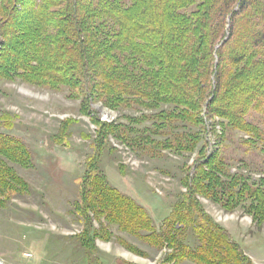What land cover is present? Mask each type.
Returning a JSON list of instances; mask_svg holds the SVG:
<instances>
[{
	"label": "rangeland",
	"instance_id": "obj_1",
	"mask_svg": "<svg viewBox=\"0 0 264 264\" xmlns=\"http://www.w3.org/2000/svg\"><path fill=\"white\" fill-rule=\"evenodd\" d=\"M42 1L0 0V134L11 137L1 157L11 179L0 187V264H224V252L233 264H264V212L228 195L236 185L264 191V100L239 103L255 77L244 69L264 57V1L241 13L235 5L223 25L218 0H78L74 12L69 0ZM42 6L45 24L34 16ZM132 8L151 28L133 39L139 54L122 34ZM69 33L88 77L44 82L35 73L52 56L39 44ZM199 45L187 79L172 62ZM191 78L204 91H183ZM215 169L224 173L207 189Z\"/></svg>",
	"mask_w": 264,
	"mask_h": 264
},
{
	"label": "trees",
	"instance_id": "obj_2",
	"mask_svg": "<svg viewBox=\"0 0 264 264\" xmlns=\"http://www.w3.org/2000/svg\"><path fill=\"white\" fill-rule=\"evenodd\" d=\"M42 1V0H41ZM264 1V0H261ZM44 2V0L42 2H40V5ZM219 2V7L216 10V16L218 17V19L216 21H218L217 23L222 24V22L226 21V19L232 14L233 15V20L235 19L234 17L238 14V12H234V6H238L240 8L239 13H241L242 11H244L245 9H248L249 7L253 6V5H259L260 0H218ZM77 3L78 0H69V4L71 5V11L76 10L77 11ZM116 4V3H115ZM175 4V3H174ZM209 2H206L204 6H209ZM178 5V4H176ZM44 6H42L43 8ZM45 7L47 8V6L45 5ZM45 7L43 9H38L34 16L35 19L43 24H45L46 20H49L50 17V13L48 11V9L46 10ZM115 7V6H114ZM117 7V6H116ZM206 8V7H205ZM118 9V8H116ZM129 10V11H128ZM133 8L127 9L128 12L124 13L125 15H127V17L123 16L124 18H127V20H129L130 22L127 25H124V27H122V29L124 28L125 31H122L124 33L123 36L125 38L126 43L129 45L128 47H130L129 49H133L135 50L134 52L139 54V51L142 52V48L140 46H138L135 41L133 40L135 37H143L145 34L144 31L148 30V32L150 33V29L149 26L146 25L144 23V21L142 20V17L140 16V13H137V11H132ZM73 11V12H74ZM116 11V10H115ZM110 16L112 15L111 13H109ZM135 14V15H134ZM114 15V14H113ZM123 15V13L121 14ZM112 17V16H111ZM115 18V16H114ZM178 20H183L181 17H177ZM118 18H115V21L119 22L117 20ZM47 20V22H48ZM46 22V23H47ZM120 26L123 25V22H119ZM179 24V23H178ZM217 24V26L219 28H222L221 25ZM71 33L67 34V37H63L61 36V40L62 41H54L51 40L49 41H42V43L39 44V49L41 53H44L46 56L50 55L52 57L51 61V66L50 67H44V69H41L40 72L37 74L35 73L36 70H33L29 64L27 63V61L25 62L24 60H22L21 62V68L25 69L27 71H29L30 73H35V75H41V78L43 79L44 82H48V83H61V84H65L68 82H74L76 84L80 83L81 79L83 78H87L88 77V70H86L85 68L90 70V64H87L86 58H83V53L81 54L79 51L81 50H72L70 48L67 47L68 41L71 39ZM147 35V34H146ZM262 38H258L257 41L259 47H263L264 50V33L261 35ZM63 37V38H62ZM169 38V37H168ZM168 38H165L166 42L168 40ZM181 37H178L177 39L180 40ZM173 41L175 39L174 35H172ZM211 41V40H210ZM63 44H62V43ZM58 49V51L52 55V48L55 47ZM176 47V46H174ZM201 47H205L204 45H199L197 48L195 47L191 49H189V51L187 52H183L181 50V52L179 51L180 55L182 56V58H178L179 60H174L172 62V66H177L176 69H180V71H183V68H185V70H187L186 75L183 74L182 72L180 74V76L182 75V78H185L184 75L188 78L192 77L193 75H195L196 71H197V67L195 62H197V57L199 56V52ZM102 49H104L102 47ZM191 50V51H190ZM84 51V50H82ZM243 52V51H242ZM201 53V52H200ZM261 53V52H260ZM207 57L209 53H206ZM247 54L244 52L242 55H238V57H234L232 59L229 60L230 65H234L237 66L239 63H241L243 61V57H245ZM263 55V54H261ZM161 56L164 59H167V53L165 51H162ZM82 58V59H81ZM177 58V57H175ZM78 59H81V61H79ZM110 61H112V58L109 57ZM79 61V64L82 63V60L85 61V64L82 65V69L81 72H77L75 71V68H77L76 64H78L77 62ZM106 61H108L107 59H104ZM212 61V60H211ZM208 62L207 64V68L205 69V78H207V80L205 81L204 85L207 83V81L211 78L212 76V70H213V66L212 63ZM183 65V67H182ZM84 66V67H83ZM223 68V67H222ZM235 68V67H234ZM246 73H251L253 74V76H255L253 79H251L252 81H247L245 82L244 85V90L241 92V97H239V103L241 104L244 101L245 105H248L251 103L254 104L255 102L257 103V101H261L264 100V57L261 59H256L253 63L249 64V67L247 66L245 69ZM35 71V72H34ZM87 71V73L85 72ZM230 71L226 70V73L228 74ZM81 74V75H80ZM88 74V75H86ZM83 75H86L85 77H82ZM256 77L259 79L257 80ZM190 80V84L186 83V85L183 87V91L187 88V92H190L191 90H193L194 92H198L199 89L204 91L203 86L201 85V87H197V80L191 78ZM194 83L195 87L192 86ZM253 86H252V85ZM111 85L116 88L118 91H122L124 92V94H126V92L128 94H134L135 92L129 91V90H125V87H122V82L119 80H111ZM250 85V86H249ZM251 87V88H250ZM250 88V89H249ZM192 92V91H191ZM202 92V91H201ZM203 95H205L202 92ZM156 96V95H155ZM156 99L158 97H155ZM191 105H194L193 103L195 102V97L191 98ZM258 105V104H257ZM256 105V107H257ZM246 108V107H245ZM240 119V118H239ZM238 119V120H239ZM241 125L244 128H248L247 126H245V123H241ZM255 133V132H253ZM9 144H11V137L8 135H2L0 134V187H5L7 180L11 179L10 178V172L8 169L3 168L2 166V161H1V157H10L9 154H7L9 152L8 149L9 148ZM222 164V165H221ZM219 165L224 167L223 161H219ZM213 174L212 175H208V185H207V189H209L208 187H210L211 189L216 187V185H218V181L213 175H222L223 170H212ZM86 181L83 183V190L82 193L85 194V190H86V185H85ZM226 185V183H223ZM237 187H240L237 189ZM249 185H241V186H234V187H230L229 186V193L228 195L231 196V198L234 195H239L242 197V199H245L247 202H251V206L257 204L258 208L260 209V211L263 213L264 212V200H262V198H260L262 195L264 196V191H262L260 188L256 187V186H252V188H248ZM218 189V188H217ZM216 191V190H215ZM218 191V190H217ZM260 196V197H259ZM84 198V197H83ZM257 202L255 201V199H257ZM255 201V202H254ZM183 214V212H181ZM182 219V215L180 217H178V219H176V217H174V219L172 220L174 223H179V221H181ZM172 221H170V225H172ZM169 225V226H170ZM179 243L181 244V241H179ZM227 246L228 247H232L233 246V241L231 239H227ZM92 247V246H91ZM233 248V247H232ZM92 249V248H90ZM227 253V254H226ZM224 252V256L222 255V257H224L225 259V263L224 264H233L235 263V259H233V257L235 258V255L232 256L233 254H231V256H229V252ZM217 255L220 256L221 252H217ZM236 259L237 256H236ZM209 261L206 262V264H214L215 261H213L212 259H208ZM229 262V263H228ZM219 264V263H218Z\"/></svg>",
	"mask_w": 264,
	"mask_h": 264
}]
</instances>
